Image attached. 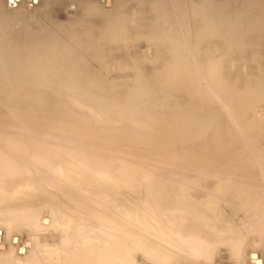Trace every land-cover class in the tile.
<instances>
[{
    "label": "rangeland",
    "instance_id": "374dc122",
    "mask_svg": "<svg viewBox=\"0 0 264 264\" xmlns=\"http://www.w3.org/2000/svg\"><path fill=\"white\" fill-rule=\"evenodd\" d=\"M12 1H15L17 3L19 0ZM68 1L70 0H35L34 2L32 0H23L21 6H16L15 4L9 5L8 2H6V4L5 0H0V16H2L0 17V36L3 34L2 30L6 28L5 25L8 21L7 25L11 28L9 30L11 33L8 31V39H15L20 41V38L17 35H19L20 29L23 26V29L27 31L28 35L35 33L37 35H35L36 39L38 40L47 42H53L56 40L58 47L62 50H67V47L69 46L70 50L68 52L71 53L73 58L77 59L78 61L80 57L78 46L76 43L74 44L71 41V36L69 35V32L71 30L69 29L67 31V29L72 28L74 29V31H77L80 35H82L85 34V31H90V27L87 26L89 24L91 27H97L100 31L101 27L99 23L101 22V16L97 14V11H99L103 6L99 3V0H73L75 2L77 1L76 3L79 4H77L79 7V15L82 12L84 13L85 10L89 8L91 19L88 20L86 17V20L89 23L83 26L79 16L74 13L75 10L73 9V4L65 7V4H67ZM107 1L108 2L103 7V9L105 8V11H109L113 5V0ZM118 1L124 2L125 0ZM203 1H213V3H221L224 0H181V2L185 4L183 12H185L186 18L184 23L180 27V35L185 39L186 43L189 44L188 50L185 55V62L189 64V68L180 70L177 75H175V78L173 76L165 77L166 74H164V72H171L175 69V67H172L173 58L171 55H169V53L158 51L159 48L157 46H161L162 48L164 47V45L153 44L152 48L147 47L148 44H146L144 37L146 34L145 29H148L147 18H149V16L148 13H146L147 11L144 9L146 8V6L144 5H141L138 8L141 13H134L133 8L134 6H136L134 0H128L125 3V13L127 12V16H125L127 17L126 23L128 25V27L126 26V31L128 33V39H126L125 42L121 43L122 45H120V47L122 49L119 47V50H116L113 44H111L113 48L106 44V46H104V49L102 50L101 60L98 64L90 57H84L85 61H81V64L78 66L80 68L85 67V69L81 70L82 73H78L77 76H75L74 73L69 76V78H71V84L66 83L65 79H67V77L61 76L59 74L57 75L54 73V71H52V69L50 70L47 66L48 63L46 64V61L44 60H40L42 64H40V62L38 63L33 60H29L31 64L28 65V67H25L23 62L28 55H26L25 53L22 54L20 53V51H17L18 54L16 53L15 56H12L10 57V59L8 58L4 61V63L6 62L7 66L3 63L2 67L0 68V79L4 82L3 85H6L7 89L4 92L0 89V125L3 126L4 124L3 129L0 126L2 130V132L0 130V135L3 133L4 135L2 134L1 137H9V139L3 137L4 139H6V141H8V144H10L11 141L15 143L20 142L18 143V145L20 144L19 146H21L22 148L25 147L26 149L24 154H22V151L17 152V150H14V148L13 150L11 148L6 149L5 146H7V144L4 146V148L2 147V149H0V151H2L1 153L5 151L3 154L6 157L5 160L8 165H17V169L15 170L17 174L15 175L14 172V174L12 175L13 177H7L11 180H8L6 178L5 183L0 182V217L5 216L8 218L6 220H0V235L2 234V236H0V240L2 238V241L5 245H0V252L2 253L0 254V264H4V262L5 264H71L69 263V261H67V258L70 255H73L75 251H80L82 247L86 246L89 239L95 240L98 234V229L96 228L95 224L96 222L90 220V226L89 223L86 222L87 226L85 227L89 228V231H86L85 233H83L82 231L83 225H80L79 231L76 236L70 233L68 234L70 237L67 236V239L64 240V231L55 225H49L42 229H31L32 225L34 226V223H30V227H28L27 225H23L19 222L21 212L35 210L34 213L37 216L42 217L41 223L48 224L49 213L52 210V206H57L64 209H67L69 207V215L74 217V226L78 225V221L81 220L85 225V212H83V210L80 208L75 209L73 203H85L88 202V198L89 203L91 202L93 205H95L99 200L102 201L103 204L107 205L108 203V205H110L111 200L115 198L116 204L112 205L111 208L114 209L117 207V210L119 211H129L131 207H136V209L134 208L136 210V215L147 216L150 223L153 224L158 223L160 218H162V216H164L167 212L169 217L173 215L174 212L181 211V214L190 213V215L198 217V214H195L196 210H190V208L187 209L185 208V206H188L189 202H200L209 199L211 203H213V207L219 209L221 211V214H224V216L230 214L232 215V208L236 209L237 212L234 217L235 226L233 229L236 234L241 233L242 230H247L249 228V226L243 228V225L250 224L253 221L252 218L255 215L253 214V212H248V207L254 204H252V202L251 204L250 202L237 203L233 201H227L226 199H217L215 198V192L213 191L215 186H219L222 183L227 186V179H237L238 181H240L241 178L243 179L244 177H250L259 179L262 181V183H264L263 171L261 174L253 169L255 167L257 169H261V167L258 166L257 161L254 162L255 167L250 166L249 164H243L241 172L234 169L235 167H237L236 159L238 160V156L240 154L245 152L247 155H257L264 152V100L262 99L260 103L254 105V110L249 108L248 106V111L246 113H243V115H240L237 111V102H235H247L249 97L248 94L254 91L256 92L258 90V85L264 82V43L262 44L261 50L258 52L256 51V53H254V50L245 52L242 55H238L237 53L233 52L230 56L223 59L221 63L222 66L220 69V74L224 78V80L227 78L225 80V84L230 88H234L233 90L236 91L238 96L235 99L233 97H229L228 99L217 95L216 92L212 89L213 87L210 85L209 75L202 72V65L206 64L205 62H208L210 59H212L213 57L211 56L216 55L214 54L216 42L211 38H206L200 43V45L197 46L198 51L196 50V48H194L197 44H194L196 33L194 29L196 30L197 25H195L194 21H192L190 4L193 5V3L195 2H197L198 4L199 2L202 3ZM243 1L244 0H231L232 3L230 4L232 6H230L229 8L231 9V12H234L237 10V8H240ZM238 3H240V5ZM46 4H48V6H46ZM22 6L23 9L21 10ZM58 6H60L61 8ZM128 6L130 10L127 9ZM91 7L94 8L96 12H94ZM222 12L224 11L222 10ZM252 12L255 13V10L249 13L251 16L249 14L247 15V17L243 16L244 19L249 20L253 18L254 13ZM179 13L180 11H176L174 13V17L176 18L175 22L180 21ZM7 15L12 17L7 19ZM68 16L71 17L68 18ZM86 16L88 15L86 14ZM9 21L12 22L10 23V25ZM16 21H19L17 22L19 25L16 24ZM144 24L146 25L145 27ZM57 26H62V28ZM173 27L176 29V25L172 24V28ZM82 28H84V30ZM86 28L89 29L85 30ZM128 28H130L129 31ZM143 31L145 32V34ZM13 33L16 34V36H14ZM142 34H144V36ZM82 37L86 38L87 42L99 43V41H91L85 35ZM135 38L137 39L135 40ZM81 41L85 43L83 40ZM26 44L28 45V43ZM210 45H212V48L210 47ZM205 46H207V48ZM139 49L142 50L139 51ZM138 54L143 55L139 56ZM204 57L207 59L205 60ZM123 59L125 60V62ZM143 59L146 60L144 61ZM203 59L205 61H203ZM121 62L124 65H122ZM36 63L39 64L38 66L40 67V71L38 72L33 70V67L37 66ZM138 63L141 65V67L140 65H138ZM121 65L125 68L121 67ZM234 65L236 67H234ZM171 67L172 69L169 70ZM141 68H143V71L141 70ZM154 69L158 72H155ZM228 70L232 72L229 73ZM102 71H104L105 73H103ZM145 71H147L148 74L147 72L146 74H144ZM93 74H101V78L98 82L99 86H92L87 83L86 77ZM142 74H144V76H142ZM152 74L154 76H151ZM162 74L164 75L162 76ZM224 74L226 78L224 77ZM120 77L124 79V83L122 82V79ZM37 80L46 82L48 85H50L52 91L47 90L43 88L42 85L40 86L39 84H37ZM140 85L142 87L148 88V90L142 98L134 100L132 99L134 98L133 95L139 92L138 87ZM178 85H183L184 90L175 89V86ZM152 86H154V88L156 89L152 90ZM261 90L264 91V86L261 88ZM42 92H44V94ZM198 92H201V94L199 95L200 98L194 95ZM41 94L43 95V97ZM44 96H46V98H44ZM202 96H204V98ZM52 102L54 104L56 102V106L59 104L58 107H56ZM63 102L64 104H62ZM28 105H30V107ZM63 105L65 106V108ZM52 106L57 108H54L55 111H58L56 114H54V110H51L53 109ZM69 109L73 110L72 113H69ZM47 111L48 114H46ZM74 112L76 113V115L73 114ZM61 114L68 115H65L63 117L60 116ZM147 115L154 116L153 120H155L156 118V120H158L156 122L159 123L156 124V126L155 123L151 124V122L155 121H152V119H150L152 118V116H148L150 117L148 118ZM78 116L80 119L77 118ZM68 117L70 123L68 122ZM40 118H46L47 120L41 119V121ZM61 118H63L64 121ZM70 118H73L74 120H71ZM84 118H87L86 120L89 119L90 121H92L90 124H92L91 126H93L94 130H99L101 132L104 129L108 130L106 132H108L109 134H105V138L108 136L110 137V135H122L121 137H123V134H126L127 132L129 135L133 134L134 132L133 136H135L136 133L140 135H146H143V137L141 135V137L143 138L141 139L140 135L137 134L138 137L136 136L135 138H139L138 141L140 139L141 142L142 140L144 141L142 143L139 141V143L137 144L138 141L134 138L133 141L136 144L131 142H128V144L124 142L126 143V146L122 144V140L115 141V145L114 142H111L110 140L106 142L107 144H104V140H106L107 138L105 139L103 137H101V140L98 137H95L93 139V137L90 136L91 138H89L91 141H89L88 138H83L84 135L79 133L80 131L79 129H77V127L75 128L74 125H71L73 121L77 123L79 120H84ZM52 119L58 124L61 121L66 124L68 123L69 127H64L63 131V127L60 126L62 130L58 127L62 123H60L59 125L55 124L56 122H54ZM58 119H60L61 121ZM148 119H150L151 121ZM2 121L3 124H1ZM5 121L8 123H6ZM47 121H52V123H49V125ZM88 123L86 124L88 125ZM244 123L246 125L249 124L253 129L257 131V133L249 132L250 134H248V131L245 132V127L243 125ZM5 124L8 125L5 127ZM51 124H54V128ZM56 125L58 126L55 127ZM67 128L70 130H68ZM176 132L178 133L177 135ZM75 134L77 137L75 136ZM147 135L149 136V140H152V144H150L151 142H147L149 141L147 140ZM165 135L166 137H168V135L169 137L171 136L172 140L165 139ZM80 136H82V138ZM144 137L147 138L145 139ZM155 137L159 138L160 144L164 142V139L165 141L168 140L169 142L167 141L160 145L158 143V139ZM59 139L60 141H58ZM23 140L25 141V143L23 142ZM31 140H37V146L40 144V141L44 142L43 144L41 143L43 146L39 145L40 148L43 147L41 150H38V152L40 151V153L37 152L41 157L43 155L46 156L49 150L45 149H50L48 147L52 145L53 147L58 145L55 149H60V147H62L60 151L61 153H59L61 156L63 153V155H66V151H69V149L76 151H85V153H89L90 155H94V152L97 155L102 154L104 156L102 157L101 155L100 158L104 159V164L106 165V174L103 176H99L98 174L94 173L95 170H92L91 167H85V174L87 176L91 174L92 177V180L89 181L88 184V181L86 182V184H83V186L81 184L78 185L75 182H63L60 180V177L58 175L65 173V170L60 169L66 167L67 165L56 163L52 166L51 169H48L47 171L46 169L39 167L38 163L28 159L29 155L34 153V150H32L34 145H32L33 143ZM92 140H94L95 143L92 142ZM190 140L191 142H189ZM145 141L147 142V144L145 143ZM153 141H157L158 143H154V145H156L157 147V150L156 147L153 146ZM173 141L175 142L174 144L177 145H174ZM109 142L112 144H109ZM130 143L135 147V149L132 145H130ZM168 143H171L172 146L174 145L175 148L173 149L174 146L171 147V144ZM139 144L142 145L140 146V148H143L139 149ZM143 144L146 148H144ZM83 145L87 146L83 147ZM128 145H130L129 148H127ZM64 146L65 148L68 146L67 148L69 149H63ZM159 146L164 147L161 150L160 148H158ZM153 147L155 148V152L160 153L159 150L161 151L160 155L158 153H154V155H152V151L154 149ZM170 147L175 150V158H173L174 156L172 154L174 153H171L173 151H171L172 149H170ZM136 148L138 149V151H136ZM147 148L148 151H146ZM186 148L187 151H185ZM131 149L133 153L130 152ZM142 149L144 150V153L140 155V153L143 152ZM166 149L168 153L166 152ZM29 150L32 152H30ZM149 151L151 152L149 153ZM177 151L180 152L178 153ZM227 152L230 153L228 154ZM89 154L86 155L88 156ZM106 155L111 159L107 158ZM155 155H157V158ZM167 155L171 156L169 157ZM177 155H179L180 158H177L179 157ZM160 156H165L164 158L166 159H163ZM151 157L156 158V160L154 158V160L151 159ZM240 157L241 155L239 156V159ZM116 158L117 161L120 160L121 162L123 160L126 163H117L115 160ZM157 159L159 160V162ZM167 159H169V163L172 164L173 162V164L168 165L169 163L166 162L168 161ZM160 160H162V162L165 160L163 162L164 164H166L164 165L165 167L161 164L162 162ZM173 160H175V162ZM176 160L178 163L176 162ZM128 162H130L129 165ZM182 162L183 164L181 165ZM157 163L159 167L157 166ZM174 163L179 166L175 165ZM122 164L125 168L122 166ZM93 165L95 166L96 163H94ZM155 165L157 166L156 170H159L156 171L155 169H153V171L155 170L156 172H150L151 174H149L148 176V171L150 169L152 171V167L155 168ZM117 166H119L118 168L121 172L117 169ZM135 166L139 167L142 170L138 171V168L136 169ZM171 166H175V168H172ZM132 167L134 168L131 169ZM143 168H148L149 170L145 171V169L143 170ZM126 169H130L132 172H135L136 170V174L132 173L130 170L127 171ZM229 171H232L233 174H230ZM73 173L75 174L76 171H74ZM127 173H131V175ZM20 174L22 176H19ZM115 174L118 175L116 176ZM118 176H122V180L119 179L118 182L114 181ZM209 176L211 178H209ZM61 178L62 180L64 179L63 177ZM100 180L104 183L102 185V188L100 186H97L100 185V183L102 184ZM95 181H98V184H96ZM231 185L229 186L235 188L233 187L234 185ZM193 186L195 189L193 188ZM200 186L202 189H200ZM177 187H179V189ZM203 187L205 188L204 190ZM166 188H168V191H170L169 194L165 195L163 191ZM207 189L210 193L207 191ZM20 190L21 193H16ZM140 192L141 194L139 195ZM148 192L149 195L152 194L153 198L155 197V205L152 206V211L146 209V205L150 202L148 201L149 198L147 200L148 202L145 200L147 199L146 197H148ZM199 192L201 196H198ZM210 194L212 196H210ZM261 198L262 201L256 202L257 206H261L264 203V196H262ZM180 202L183 203L181 204ZM165 210L166 212H164ZM103 213L104 212H102V214ZM92 226L95 227L93 228ZM175 233L176 232L172 231L169 234V251L174 253V255H176L175 257L183 256L186 254L191 255V251L197 244H193V246L190 245L189 251L185 246L180 248V246H176L175 241L180 240L182 236H179ZM87 235L89 236V238H87ZM11 237L13 238L10 239ZM250 238L254 239V236L251 235ZM10 240L12 244L18 245V248L16 252L13 249L7 254H3L5 252L3 251L5 250L4 248H7L10 245ZM241 245L243 249L242 259L243 261H246L245 254L251 250L252 244L251 241L248 240V238H244V242ZM132 257L134 259L132 260V264H144L146 261L151 264V261L145 259L142 255V252L140 251L135 252ZM254 257V254L250 255V259H255ZM197 261L198 263L196 264H231L224 246H219L216 253L213 254L212 259H210L209 261L204 262L201 257H198ZM253 261V264L261 263L260 260L258 261L256 259ZM177 262L178 261H176L174 264H177ZM181 264L184 263L182 262Z\"/></svg>",
    "mask_w": 264,
    "mask_h": 264
},
{
    "label": "bare ground",
    "instance_id": "6f19581e",
    "mask_svg": "<svg viewBox=\"0 0 264 264\" xmlns=\"http://www.w3.org/2000/svg\"><path fill=\"white\" fill-rule=\"evenodd\" d=\"M32 1L34 2L35 0H32ZM127 1L128 0H125L124 2L118 1V0H113L112 8L109 11H105L104 10L105 8L103 9V7L106 5V3L108 1L107 0H99V3L103 6V7H101V9L99 11H97V14H99L101 16V22L99 23L100 27H101L100 31L98 30L97 27H91L88 24L89 22H87V20H86V17H87L88 20L91 19V16L89 14V8L86 9L84 13L82 12L79 15V13H78L79 12V7H78L79 4L76 3L77 1L75 2L73 0H70V1L67 2V4H65V7H67L68 5H72L73 4V6H74L73 9L75 10L74 13L79 16L82 25L85 26L86 24H88L87 26L90 27V31H88V32L85 31V34H82V35H80L77 31H74V29H72V28H68L67 29V31L69 29L71 30L69 32V35L71 36V41L74 44L76 43L77 46H78V52L80 53V55H79L80 57H79L78 61H77V59L73 58L71 53L68 52L70 50L69 46L67 47L68 48L67 50H62V49H60L58 47V44H57L56 40L53 41V42H47V41L38 40V39H36L37 35L35 33H33L31 35H28L27 31H25V29H23V26L20 29L19 35H17L20 38V41L19 40H15V39H8L7 35L10 32L9 30L11 28L7 25V23H8V21H7V23L5 25L6 28H4V30H2L3 34L0 36V68L2 67V65H3V63H4V61L6 59H8V58L10 59V57L15 56L16 53L18 54L17 51H20V53H22V54L25 53L26 55H28L27 58L25 59V61L23 62L25 67H28V65L31 64L30 61H32V60L35 61V62H38V63L40 62V60H44V61H46V64L48 63L47 66L49 67L50 70L52 69V71H54V73L57 74V75L59 74L61 76L67 77V79H65L66 83L67 84H69V83L71 84V78H69V76L72 75L73 73H74L75 76H77L78 73L79 74L82 73L81 70L85 69V67H81L80 68L78 66V65L81 64V61H85L84 57H90L92 60H94L98 64L100 62V60H101L102 50L104 49V46H106V44H108V46H111V44H113L115 49L119 50L120 45H122L121 43L125 42L126 39H128V33L126 31V26L128 27V25L126 23L127 22V17H126L127 16L126 15L127 12L125 13V8H126L125 3ZM6 2H8L9 5L15 4L16 6H21L23 0H19L17 3L15 1L14 2L13 1L10 2L9 0L8 1L5 0V3ZM183 2H181V0H134V3L136 5V6H134L135 9L133 8L134 13L135 12L137 14H139V12L141 13V11H139L138 8L141 5H144V6H146V8H144V9L147 11L146 13H148V16H149V18H147L148 19V21H147L148 22V24H147L148 25V27H147L148 29H145L146 30V34L143 31L144 34H145V37H144L145 38V42H146V44H148L147 47H149V48L151 47L152 48L153 44H156V45L157 44H163L164 47H162V48H161V46H157L159 48L158 51H162L163 53H169V55H171L172 58H173L172 67L174 66L175 69L171 71L172 73L170 71H167V72L163 71L164 74H166L165 77L173 76L175 78V75H177V73L180 70H183L184 68H186V69L189 68V64L187 62H185L186 61L185 60V57H186L185 55H186V52L188 50V45L189 44H187L185 39L182 38L181 35H180L181 34L180 33L181 32V28L180 27L184 23L185 18H186L185 12H183L184 7H185V4ZM232 2H231V0H224L221 3H219V2L218 3H215V2L213 3V1L212 2H210V1L204 2L203 1L202 3L199 2L198 4H197V2H195V3L192 2L193 5L190 4V11H191L192 21H194V24L197 25L196 30L194 29V31L196 32L195 33V39H194L195 42H194V44L197 43L194 48H196V50L198 51V47L197 46L200 45V43L206 38H211V39H213L216 42V45H215V48H214L215 49V53L214 54H216V55L211 56L213 58L210 59L208 62H205L206 64L202 65V72H204V74H208L209 75L210 85L213 87L212 89L216 92V94L220 95V96H222L224 98H228V99H229V97L230 98L233 97L235 99V98H237L238 94L236 93V91L233 90L234 88H230V87H228V85L225 84V82H226L225 80L227 79L225 77V74H224V77L226 78L225 80L220 74L221 73L220 69H221V66H222L221 63H222L223 59L227 58L228 56H230L233 52L237 53L238 55H242L245 52H248L250 50H252V51L254 50V53H256V51L258 52V51L261 50L262 44L264 43V0H244L243 3L240 2V3H242L240 8H237V10L234 11V12H231V9H229L230 6H232L230 4ZM240 3H238V4L240 5ZM75 4L76 5L78 4V5L76 6ZM46 6H48V4H46ZM131 6H132V4H131ZM58 7H60V6H58ZM22 9H23V6L21 7V10ZM92 9L94 10V12H96L94 8H92ZM127 9H129V6H128ZM131 9H132V7H131ZM129 10H128V12H129ZM222 10L224 12H222ZM254 10H255V13L252 12V13H254V17L249 19V20H245L244 17H247V15L251 11H254ZM176 11H180V13H179V17H180L179 20L180 21L179 22L178 21L175 22L176 18L174 17V13ZM86 14L88 16H86ZM0 17H2V16H0ZM11 17L12 16H9V15L6 16L7 19L11 18ZM70 17L71 16H68V18H70ZM3 19H5V18H3ZM198 19H199V21H198ZM17 22H19V21H16V24H18ZM10 23H12V22L9 21V25H10ZM140 24H142V23H140ZM172 24L176 25V29L174 27L172 28ZM7 26H8L9 29L7 28ZM145 26L146 25L144 24V27ZM57 27L62 28V26H57ZM183 27H182V29H183ZM91 28H92V30H91ZM185 28H187V27H185ZM82 29L84 30V28H82ZM88 29L86 28L85 30H88ZM129 29L130 28H128V31H129ZM135 29H137V28H135ZM138 31H140V30H138ZM144 34H142V35L144 36ZM13 35L16 36V34H14V33H13ZM84 35L87 36L91 41H99V43L87 42V39L82 37ZM132 35H133V33H132ZM140 36H141V34H140ZM136 39L137 38H135V40ZM81 40H83L85 43H83ZM26 43H28V45ZM134 43H135V41H134ZM212 45H214V44H212ZM212 45H210V47ZM205 47L207 48V46H205ZM140 50H142V49H139V51ZM204 50H205V48H204ZM208 51H209V49H208ZM200 53H201V51H200ZM140 55L142 56L143 54H140ZM202 55H204V54H202ZM206 59L207 58H205V60ZM126 60H127V58H126ZM205 60L203 59V61H205ZM122 62H121V64L124 65ZM124 62H125V60H124ZM139 63H138V65L141 64V63L140 64ZM161 63H162V61H161ZM202 63H204V62H202ZM4 64L7 66L6 62ZM40 64H42V63L40 62ZM36 65L37 66L33 67V70L38 72V71H40V67L38 66L39 64L36 63ZM122 65H121V67H123ZM135 65H137V64H135ZM144 66H145V64H144ZM3 67H5V66H3ZM136 67H138V66H136ZM140 67H141V65H140ZM140 67H139V70H140ZM172 67L169 70H171ZM234 67H236V66L234 65ZM123 68H125V67H123ZM158 69H159V67H158ZM141 70L143 71V68H141ZM164 70H165V68H164ZM104 71H102V72L105 73ZM148 71H150V70H148ZM156 71L157 70H155V72ZM160 71H162V70H160ZM223 71H222V73H223ZM225 71H226V69H225ZM146 72L147 71H145L144 74H146ZM231 72L229 71V73H231ZM144 74H142V76H144ZM147 74H148V72H147ZM149 74H150V72H149ZM164 74H162V76ZM148 76H150V75H148ZM151 76H154V75L152 74ZM100 78H101V74L100 75L93 74L91 76L86 77V80H87V83L92 85V86L93 85L99 86L98 82H99ZM123 80L124 79H122V82L124 83ZM0 82H1L0 89L3 90V92H4L7 89L6 85H3L4 82L1 79H0ZM34 83H37V82H34ZM37 84H39L40 86L42 85L43 88L52 91V89L50 88V85H48L44 81H38ZM263 86H264V82H262L260 85H258V88H257L258 90L256 92L254 91V92H251V93L248 94V96H249L248 100L249 101L247 100V102L245 101V103H242L243 101L242 102L235 101V102H237L236 103V107H237V111L239 112L240 115L241 114L243 115V113H246L248 111V106H249V108L254 110L255 109V108H253V107H255L254 105H257L258 103H260L262 99L264 100V91L261 90V88ZM67 88H68V86H67ZM151 88H152V90L156 89V88H154V86H152ZM138 89H139V92H137L136 94L133 95L134 98H132V99H134V100H136V99L138 100V99L142 98L144 96V94L148 90V88L142 87L141 85L138 87ZM175 89L184 90V86L183 85H178V86H175ZM42 93L44 94V92H42ZM198 93H196L194 95L199 97L201 92H198ZM245 95H247V94H245ZM42 97H43V95H42ZM202 97L204 98V96H202ZM44 98H46V96H44ZM59 101H61V100H59ZM47 102H49V101H47ZM64 102L62 104H64ZM95 102H96V100H95ZM150 102H153V101H150ZM44 103H45V101H44ZM56 104L57 103L55 102L54 105L56 106ZM31 105H33V104H31ZM47 105H48V103H47ZM58 105L56 107H58ZM28 106L30 107V105H28ZM54 108L55 107H53V109H51V110H54V112H55L54 114H56L58 111H55V109H57V108H55V109ZM64 108H65V106H64ZM49 109H50V107H49ZM31 110H32V108H31ZM69 110H70L69 113L70 112L72 113L73 110H71V109H69ZM42 111H43V109H42ZM46 114H48V111L46 112ZM68 114H65V115H68ZM73 114L76 115L75 112ZM65 115L61 114L60 116L64 117ZM47 116H45V117H47ZM148 116L151 117L152 115H147V117ZM150 117H148V118H150ZM153 117L154 116H152V118H150V119H152V121H155V122H151V124L155 123V126H156V124H158L159 122H156V121H158V120H156V118H155V120H153L154 119ZM55 118H54V120H55ZM77 118H79V116ZM41 119H43V118H40V120ZM45 119H43V120H45ZM61 119L64 121L63 118H61ZM86 119L87 118H84V120H79V121L77 120L78 121L77 123H75L74 121H73V123L71 122L72 123L71 125L72 126L74 125L75 128L77 127V129H79V131H80V132L79 131L78 132L84 135L83 138H88L89 141H91L90 140V138H91L90 136H92L93 139L95 137H98V138L101 139V137L105 138V134H107V135L109 134L108 132H106L108 130H105V129L102 132L99 131V130H94L93 126H91L92 124H90L92 121H90L89 119L88 120H86ZM150 119H148V120H150ZM58 120H60V119H58ZM65 120H66V118H65ZM3 121H4V118H3ZM3 121H2L1 124H3ZM54 122H56V121H54ZM68 122H69V117H68ZM6 123H8V122H6ZM47 123L48 124L52 123V121L51 122L47 121ZM60 123H62V124H60ZM60 123H59L60 124L59 125L56 122L55 124H58L59 126L56 125L55 127L58 126L59 129H61L60 128V126H61V127H63V131H64V127H67V126L69 127L68 123H67L68 125L66 123H63L62 121ZM86 123H88V125ZM7 125L5 124V127ZM51 125H53V128H54V124H51ZM243 125L245 127L244 128L245 132L248 131V134H250L251 132L257 133V131L255 129H253L249 124L246 125L244 123ZM3 126H4V124H3ZM3 126H1L2 129H3ZM50 127H52V126H50ZM1 128H0V130H1ZM46 128H48V127H46ZM72 129H73V127H72ZM55 130H56V128H55ZM68 130H70V129H68ZM1 132H2V130H1ZM74 133H73V137H74ZM122 133H120V134H122ZM133 134H134V132H133ZM133 134L129 135L128 132H127L126 134H123V137H121L122 135H120V136L119 135H113V136L110 135V137L109 136L106 137L107 139L105 138L106 140H104L105 141L104 144H107L106 142L110 140L111 142H114V145H115V141L122 140L123 141L122 144H124L126 146V143H128V142L134 143L133 140L137 136L138 133H136L135 136H133ZM177 134L178 133L176 132V135ZM1 135H0V149H2V147L4 148V146L7 144V146H5L6 149L11 148L13 150V148H14V150H17V152L22 151L23 152L22 154L25 153V149L26 148L23 145L22 146L24 148L19 146L20 144L18 145V143H20V142L15 143V142L11 141L10 144H8V141H6V139H9V137L7 138V137L3 136L4 138H6V139H4L3 137H1ZM138 135H140V134H138ZM141 135L143 137V135H146V134H141ZM141 135H140V137H141ZM170 135H171V133H170ZM6 136H7V134H6ZM75 136H76V134H75ZM172 136H173V134H172ZM80 137L82 138V136H80ZM142 137H141V139H143ZM168 137H169V135H168ZM168 137H166V135H165L164 138L165 139H169V140L172 138L171 136L169 138ZM152 138H154V137H152ZM155 138H157V137H155ZM60 139L58 141H60ZM138 139L139 138H137L136 140L138 141ZM157 139H158V143H159V138H157ZM162 139H163V136H162ZM165 139L163 141L167 142L168 140L165 141ZM55 140H57V139H55ZM101 140H100V142H101ZM147 140H149V136H148ZM160 140H161V138H160ZM31 141L33 143L32 145H34V146H33V148L32 147H30V148H32V150H34V153L29 155L28 159L38 163L39 167H41L43 169H46L48 171V169H51L52 166L55 165L56 163L57 164L67 165L66 167L60 169V170H65V173H62V174L59 173L61 176L58 175L60 177V180L63 181V182H66V183L67 182H75L76 184H78V185L81 184L83 186V184H86V182L88 181L87 182V184H88L89 181L92 180V177H91V174L88 175V176L85 174V170H86L85 167H87V168L91 167L92 170H95L94 173L98 174L99 176H101V175L103 176V175L106 174L105 173L106 172L105 171L106 165L104 164V159L100 158L102 154L101 155H99V154L97 155L94 152V155H90L89 153H85V151H81V150H77L76 151V150L69 149V148H67L68 147L67 146L66 148L69 149V151H66V155H63L64 154L63 153L62 156H61L59 153H61L60 151H61L62 147H60V149H55L58 145H56L54 147L52 145V146L48 147L50 149H45V150H49L47 152L48 155L45 153L46 156H44L43 155L44 152H43V154H42L43 156L41 157L40 155H38V153H40V151L38 152V150H41L43 148V147L40 148L39 145L43 146L42 144L44 142L40 141L39 142L40 144L37 146V143H38L37 140H34L36 142H34L33 140H31ZM139 141L137 142V144L139 143ZM143 141L144 140H142V142ZM174 141H175V139H174ZM174 141H173V144L175 143ZM23 142L25 143L24 140H23ZM92 142H94V140H92ZM124 142H126V143H124ZM147 142H151L150 144H152V140L151 141L149 140ZM147 142L145 141L146 144H147ZM164 142H162V143H164ZM189 142H191V140ZM34 143H36V144H34ZM131 143H130V145H132ZM154 143L158 144L157 141H153V146L156 147V145H154ZM30 144H31V142H30ZM109 144H112V143L109 142ZM134 144H136V143H134ZM168 144H171V143H168ZM26 145H27V143H26ZM130 145H128L127 148H129ZM174 145H177V144H174ZM80 146H81V143H80ZM84 146H87V145H83V147ZM140 146H142V145L139 144V149L143 148V147L140 148ZM143 146H144V144H143ZM170 146L173 147L172 144ZM51 147H52V149H51ZM133 147H132V149H133ZM163 147L164 146H162V147L159 146L158 148H160L162 150ZM165 147H167V146H165ZM171 147H170V149H172ZM178 147H180V146H178ZM181 147H183V146H181ZM66 148H65V146L63 147V149H65V150H66ZM96 148H98V147H96ZM144 148H146V147L144 146ZM174 148H175V146L173 147V149ZM187 148H186L185 151H187ZM132 149H131L130 152H132ZM134 149H135V147H134ZM173 149L171 150V151H173L171 153H174V154H172L174 156L175 155V152H174L175 150H173ZM154 150H155V148L152 151L153 152L152 155H154V153H158V152H155ZM156 150H157V147H156ZM136 151H138L137 148H136ZM146 151H148V148H147ZM1 152L2 151H0V182L5 183L6 182V178L7 177L10 178V176H12L14 174L15 170L17 169V165H15V164L8 165L6 160H5L6 157L3 154L5 151H3V153H1ZM30 152H32V151H30ZM67 152H68V154H67ZM150 152L151 151H149V153ZM159 152L161 153L160 150H159ZM164 152H165V149H164ZM166 152H167V149H166ZM143 153H144V150H143V152L140 153V155H142ZM160 153H158V154L160 155ZM178 153H176V154H178ZM86 154H89V155L87 156ZM138 155H137V157H138ZM240 155H241V157L239 159ZM240 155L238 156V160L236 159L237 167L234 168L236 171L241 172L243 164H249L250 166H254L255 167L254 162L257 161L258 166H260L261 169H257L256 167L253 168V169H255L256 171H258L261 174H262V171L264 173V162H263V160H264V152L262 154L259 153L257 155H251V154L247 155L244 152V153H242ZM103 156L104 155H102V157ZM144 156H146V155H144ZM155 156L157 158V155H155ZM167 156H169V155H167ZM177 156H179V155H177ZM26 157H27V155H26ZM154 157H151V159H153ZM164 157H161V158L166 159ZM107 158L111 159L108 156H107ZM156 158H154V159L156 160ZM173 158H175V156ZM177 158H180V156L177 157ZM113 159H114V157H113ZM106 160H105V162H106ZM115 160H116L117 163L120 162V160L117 161V158ZM167 160L168 161H166V162L169 163V159H167ZM160 161L162 162V160H160ZM173 161L175 162V160H173ZM181 161H183V160H181ZM230 161H231V159H230ZM107 162H108V160H107ZM122 162L126 163L123 160L120 163H122ZM158 162H159V160H158ZM163 162L161 164L163 166L166 165ZM176 162H177V160H176ZM94 163H96L95 166L93 165ZM129 163L130 162H128V165H129ZM172 164H173V162H172ZM172 164L169 163L168 165H172ZM182 164H183V162L181 163V165ZM132 165H133V162H132ZM175 165H177V164H175ZM107 166H108V164H107ZM122 166H123V164H122ZM157 166H158V163H157ZM157 166L155 165V168L152 167V171H151V169L149 170L148 168L147 169L143 168V170L144 169H145V171L149 170L148 171L149 173H147L148 176H149V174H151L150 172H156V171L159 170V169L156 170ZM177 166H179V165H177ZM118 167L119 166H117V169L119 170ZM171 167L175 168V166H171ZM128 168H130V167H128ZM133 168L134 167H132L131 169H133ZM137 168H138V171L142 170L139 167H136V169ZM153 169H155L156 171L155 170L153 171ZM126 170L128 171L130 169H126ZM160 170H161V168H160ZM170 170H171V168H170ZM25 171H24V173H25ZM74 171H76L75 174L73 173ZM125 171H122V172H125ZM20 172H18V173H20ZM135 172H136V170H135ZM135 172H132V173H135ZM229 173L233 174L232 171H229ZM16 174H17V172H15V175ZM118 174H124V173H118ZM127 174L131 175V173H127ZM142 174H144V173H142ZM19 176H22V175L20 174ZM125 176H126V174H125ZM17 177H18V175H17ZM61 177H63L65 180L64 179L62 180ZM121 177L122 176L116 177L114 181L118 182L119 179L122 180ZM128 177H129V175H128ZM132 177H134V176H132ZM209 178H211V177L209 176ZM8 180H11V179H8ZM227 180H226V183H228L227 186L224 183H222L219 186L216 184L217 186H215L214 191H213V192H215V196H216V197L214 196L215 198H217V199H220V198L221 199H226L227 201H233V202H237V203H239V202H250V204H251V202H252V204H254V205H251L250 207H248V212H253V214L255 215L252 218L253 221L250 224H244L243 228L246 227V226H249V228L247 230H242L241 233H237V234L233 231L234 226H235L234 217H235L236 212H237L236 209L232 208V210H233L232 215L230 214V215H225L224 216V214H221V211L219 209L213 207V203H211V201L209 199H207L205 201H200V202H189L188 206H185V208H187V209L190 208V210H192V209L196 210L195 214H198V217H196L194 215H190V213H188V214H185V213L183 214L182 213L181 214V212H182L181 210H180L181 212H174V214L169 217L168 212L166 214L164 213V212H166V210H165L163 212L165 215L162 216V218H160V220L156 224L150 223L149 218L147 216L136 215V210H135L136 207H131V209L129 211H119V210H117V207L114 208V209L111 208L112 205L116 204L115 203L116 199L113 198V197H111V198H113L112 200L110 199L111 200L110 205H108V203H107V205L103 204L102 201L99 200L95 204L96 205L95 206L91 202L89 203V198H88V202H85V203H80V202L79 203H73V206H74L75 209L76 208L77 209L80 208V209L83 210V212H85V214H84L85 215V219H86L85 220V225H84V222L81 220V221H78V225L74 226V217L69 215L70 208L68 207L67 209H64V208L57 207V206H52L51 207L52 210L49 213L48 224H42L41 223L42 217L41 216L40 217L37 216L34 213L35 210L28 211V212H21V216L19 215L20 216V221L19 222L22 223L23 225H27L28 227H30V225H31L30 223H34V226L32 225L31 229H42V228L47 227L49 225H55V226H57L58 228H60L61 230L64 231V240H66L67 236H69L68 234H70V233L72 235H75V236L77 235L80 225H83V227H82L83 233H85L86 231H89V228L85 227V226H87L86 222L89 223L90 220L95 221L96 222L95 223L96 224V228L98 229L97 230L98 234H97L95 240L94 239H89L88 243L86 244V246L82 247L80 251H75L73 255H70L67 258V261H69V263H71V264H132V260H134L132 256H133V254L135 252H138V251L142 252L143 257L145 259L151 261V264H174L176 261H178L177 264L178 263L181 264L182 262L184 264H196V263H198V261H197L198 257H201L204 260V262H207L210 259H212L213 254L216 253L217 248L219 246H224L225 247V250L227 251L228 259L231 262V264H253V262H254L253 260H255V259L258 260V261L260 260V262H261L260 264H264V203L261 206H257L256 205V202L262 201L261 197L264 196V183H262V181L259 180V179L250 178V177H244L243 179L241 178L240 181H238L237 179H233V180L232 179H227ZM21 181H23V180H21ZM221 181H222V179H221ZM24 182H25V180H24ZM95 182H96V184H98V181H95ZM100 182H102V184L100 183V185H97V186H100L102 188L103 187L102 185L104 183L101 180H100ZM133 182H135V181H133ZM231 184L234 185L233 187H235V188L230 187L229 185H231ZM201 186H200V189H202ZM177 188L179 189V187H177ZM193 188H194V186H193ZM156 189H158V188H156ZM198 189H199V187H198ZM204 189L205 188L203 187V190ZM143 190H145V189H143ZM169 191H168V188H166L163 192L166 195V194H169ZM197 191H199V190H197ZM207 191H208V189H207ZM16 193H21V190L17 191ZM196 193H198V192H196ZM134 194H135V192H134ZM140 194H141V192L139 193V195ZM177 194H179V193H177ZM147 195H148V197H146L147 199H145V200L147 201L148 198H149L148 201H150V202L146 205V209L152 211V209H153L152 206L155 205V203H154L155 202V200H154L155 197L153 198L152 194L149 195V192H148ZM170 196H171V194H170ZM184 196H186V195H184ZM198 196H201L200 192H199ZM210 196H212V195L210 194ZM142 197H144V196H142ZM157 200H160V199H157ZM174 201H176V200H174ZM186 202H187V200H186ZM227 204H228V202H227ZM69 205H70V203H69ZM92 207H94V208H92ZM183 207H184V205H183ZM102 212H104V213L102 214ZM121 212H122V215H121ZM153 216H154V214H153ZM6 219H8V218L5 217V216L4 217H0V220H6ZM89 226H90V223H89ZM172 231L176 232L175 234H177L179 236H182V238L184 236L183 239L181 238L180 240H176L175 241L176 246L178 245V247L180 246V248L185 246L188 249V251H189L190 245L193 246V244L194 245L197 244L193 248V250L191 251V255L190 254H186V255H183V256L175 257L176 255H174V253L169 251V247H168V245L170 243L169 234ZM248 235H249V237H248ZM251 235L254 236V239L250 238ZM0 236H2V234ZM87 236H84V237H87ZM12 238L13 237H11L10 239H12ZM87 238H89V236ZM244 238L245 239L248 238V240L251 241V244H252L251 245V250L248 251L246 254L244 253L246 255V261H243V259H242L243 258V249H242V245L241 244L244 242ZM0 245H4V243L2 241V238L0 240ZM17 248H18V245L12 244L11 240H10V245L7 248L6 247L4 248L5 250H3V251H5V252L3 254H7L8 252H10L13 249L16 252ZM0 254H2V253L0 252ZM253 254L255 255V257H254L255 259L251 258L252 259L251 260L250 259V255H253ZM146 263L150 264L148 261H146L144 264H146ZM4 264H5V262H4Z\"/></svg>",
    "mask_w": 264,
    "mask_h": 264
},
{
    "label": "water",
    "instance_id": "95a60500",
    "mask_svg": "<svg viewBox=\"0 0 264 264\" xmlns=\"http://www.w3.org/2000/svg\"><path fill=\"white\" fill-rule=\"evenodd\" d=\"M10 2H12V0H9Z\"/></svg>",
    "mask_w": 264,
    "mask_h": 264
}]
</instances>
